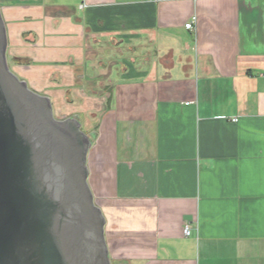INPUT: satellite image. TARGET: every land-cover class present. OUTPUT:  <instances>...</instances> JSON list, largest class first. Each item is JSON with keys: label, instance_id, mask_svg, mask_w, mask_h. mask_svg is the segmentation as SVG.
<instances>
[{"label": "crops", "instance_id": "0c3cea01", "mask_svg": "<svg viewBox=\"0 0 264 264\" xmlns=\"http://www.w3.org/2000/svg\"><path fill=\"white\" fill-rule=\"evenodd\" d=\"M0 8L11 72L96 133L110 264H264V0Z\"/></svg>", "mask_w": 264, "mask_h": 264}, {"label": "water", "instance_id": "95a60500", "mask_svg": "<svg viewBox=\"0 0 264 264\" xmlns=\"http://www.w3.org/2000/svg\"><path fill=\"white\" fill-rule=\"evenodd\" d=\"M0 8V264H110L89 186L96 133L59 121L9 69Z\"/></svg>", "mask_w": 264, "mask_h": 264}, {"label": "built area", "instance_id": "2783aa9c", "mask_svg": "<svg viewBox=\"0 0 264 264\" xmlns=\"http://www.w3.org/2000/svg\"><path fill=\"white\" fill-rule=\"evenodd\" d=\"M185 28L186 29H190V30H192L193 28H194V21L193 22H189V23H187L186 25H185ZM263 77H264V74L262 75ZM237 121V119H234L233 120V122H236ZM184 235L186 236V237H188L189 235H190V228H189V226L188 225H186L185 227H184Z\"/></svg>", "mask_w": 264, "mask_h": 264}, {"label": "flooded vegetation", "instance_id": "af4514ba", "mask_svg": "<svg viewBox=\"0 0 264 264\" xmlns=\"http://www.w3.org/2000/svg\"><path fill=\"white\" fill-rule=\"evenodd\" d=\"M41 96V95H40ZM53 115L54 117L57 119V117L55 116L54 112H53ZM59 121H68V120H71V119H68V118H63V119H57Z\"/></svg>", "mask_w": 264, "mask_h": 264}]
</instances>
